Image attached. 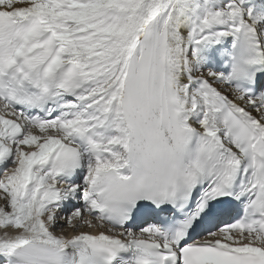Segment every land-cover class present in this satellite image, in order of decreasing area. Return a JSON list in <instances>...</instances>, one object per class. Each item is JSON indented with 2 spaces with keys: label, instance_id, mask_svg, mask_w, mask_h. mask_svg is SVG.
Returning <instances> with one entry per match:
<instances>
[{
  "label": "snow or ice",
  "instance_id": "1",
  "mask_svg": "<svg viewBox=\"0 0 264 264\" xmlns=\"http://www.w3.org/2000/svg\"><path fill=\"white\" fill-rule=\"evenodd\" d=\"M0 264H264V0H0Z\"/></svg>",
  "mask_w": 264,
  "mask_h": 264
}]
</instances>
